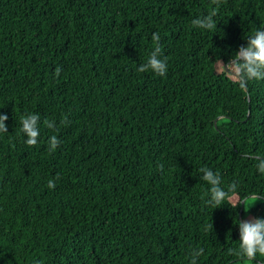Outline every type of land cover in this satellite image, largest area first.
I'll return each instance as SVG.
<instances>
[{"label":"trees","instance_id":"16d2710c","mask_svg":"<svg viewBox=\"0 0 264 264\" xmlns=\"http://www.w3.org/2000/svg\"><path fill=\"white\" fill-rule=\"evenodd\" d=\"M213 10V29L191 23ZM260 27L264 0H0V264H189L197 247L196 264H264L235 255L253 194L264 216V80L241 88L231 64ZM154 32L164 76L137 71ZM203 167L236 185L220 205Z\"/></svg>","mask_w":264,"mask_h":264},{"label":"clouds","instance_id":"9594fccd","mask_svg":"<svg viewBox=\"0 0 264 264\" xmlns=\"http://www.w3.org/2000/svg\"><path fill=\"white\" fill-rule=\"evenodd\" d=\"M214 11L210 12L207 16H197L191 23L205 30H211L215 27L213 19ZM161 36L158 32L151 35V41L155 46L149 53L147 62L140 64L137 71L144 72L151 70L153 73L164 76L167 72V60L162 57L160 51L159 41ZM247 43L242 45L237 51L234 52L231 64L235 66L236 74L240 78V86L243 88L246 81H259L264 80V27L256 28L252 35L246 37ZM7 119L5 115H0V132L6 130L4 121ZM37 115L29 117H22L21 131L27 135L25 141L29 145L37 143L39 135V127L37 124ZM49 127L53 125L49 123ZM58 139L55 135L49 138L50 147L54 149L58 144ZM256 170L264 175V157L257 158L255 163ZM202 175L201 180L207 183L208 198L206 203L208 205H220L228 197L229 191L236 188L235 184L229 186L226 190L221 186V176L219 172H214L211 168L203 167L200 169ZM53 182L49 181V187H53ZM252 200L257 201L259 198L256 194L251 196ZM237 203L235 207L238 205ZM239 230V243L235 251V255L240 258L249 260L255 259L257 256H264V216H255L251 219L239 220L236 224ZM231 253L232 250L230 249ZM203 253L202 248H193L189 252V264H196L197 256Z\"/></svg>","mask_w":264,"mask_h":264},{"label":"rangeland","instance_id":"374dc122","mask_svg":"<svg viewBox=\"0 0 264 264\" xmlns=\"http://www.w3.org/2000/svg\"><path fill=\"white\" fill-rule=\"evenodd\" d=\"M258 203H260V199H258L257 201L252 200L251 198L247 199V202L245 204V215L243 220L253 218V216L249 214V210L250 208L255 207Z\"/></svg>","mask_w":264,"mask_h":264},{"label":"water","instance_id":"95a60500","mask_svg":"<svg viewBox=\"0 0 264 264\" xmlns=\"http://www.w3.org/2000/svg\"><path fill=\"white\" fill-rule=\"evenodd\" d=\"M228 68V66H226V69Z\"/></svg>","mask_w":264,"mask_h":264}]
</instances>
